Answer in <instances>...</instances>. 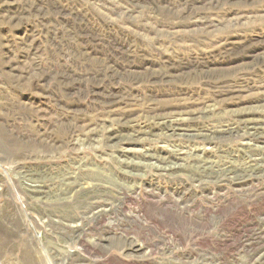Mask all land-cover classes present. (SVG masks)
I'll list each match as a JSON object with an SVG mask.
<instances>
[{
  "label": "rangeland",
  "instance_id": "374dc122",
  "mask_svg": "<svg viewBox=\"0 0 264 264\" xmlns=\"http://www.w3.org/2000/svg\"><path fill=\"white\" fill-rule=\"evenodd\" d=\"M0 264H264V0H0Z\"/></svg>",
  "mask_w": 264,
  "mask_h": 264
},
{
  "label": "bare ground",
  "instance_id": "6f19581e",
  "mask_svg": "<svg viewBox=\"0 0 264 264\" xmlns=\"http://www.w3.org/2000/svg\"><path fill=\"white\" fill-rule=\"evenodd\" d=\"M220 133V132H219ZM226 168V167H225ZM219 174V173H218ZM207 176V175H206ZM197 177V176H196ZM228 178V177H227ZM225 216V215H224ZM222 220V219H221ZM219 222V221H218ZM222 228V227H221Z\"/></svg>",
  "mask_w": 264,
  "mask_h": 264
}]
</instances>
